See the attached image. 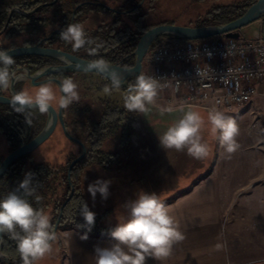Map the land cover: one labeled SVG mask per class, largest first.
Returning a JSON list of instances; mask_svg holds the SVG:
<instances>
[{"label":"crops","instance_id":"obj_1","mask_svg":"<svg viewBox=\"0 0 264 264\" xmlns=\"http://www.w3.org/2000/svg\"><path fill=\"white\" fill-rule=\"evenodd\" d=\"M242 32L249 38L264 35V20ZM169 100L167 94L159 96L151 107L168 118L175 114L181 118L186 111L194 110L207 121L209 110L217 109L236 119L239 150L228 159L207 123L202 136L211 152L202 160L188 156L186 151L161 148L158 137L173 123L158 119L159 126L122 127L123 137L129 134L132 141L126 149L115 152L120 153L117 163L111 169L92 165L81 174L83 196L90 210L104 225L115 226L120 206L135 198L138 190L156 192L164 202L206 175L166 205L187 238L174 246L166 260H149L148 264H264V94L255 96L250 105L231 111L211 104L187 107ZM97 179L112 181L108 201L101 210L99 194L91 203L86 197L87 184ZM81 236L76 230L58 232L55 244L60 248L59 264H96L94 248L112 243L110 239L91 237L81 240ZM218 242L226 244V249L214 251L213 245Z\"/></svg>","mask_w":264,"mask_h":264},{"label":"trees","instance_id":"obj_2","mask_svg":"<svg viewBox=\"0 0 264 264\" xmlns=\"http://www.w3.org/2000/svg\"><path fill=\"white\" fill-rule=\"evenodd\" d=\"M53 1L0 0V31L9 21L11 11L18 9L29 12L42 6L30 15H23L19 12L13 13L9 26L0 35V49L12 50L18 47L41 45L56 48L86 60L103 59L106 64H120L125 68H132L135 65L134 51L141 36L149 29L160 25H149L145 21L147 12L152 10L160 0H57L56 3L52 4ZM256 1L238 0L230 5L213 8L199 17L193 27L227 24L240 18ZM91 15L107 17V20L101 21L97 26L86 27L85 24ZM261 20H264V15ZM71 23L83 24L87 36L97 42H102L103 47L95 55L91 54L87 47L74 50L71 44L61 40L58 36L59 30ZM243 29L241 30V37H246L242 32ZM185 42L187 41L174 37H162L152 47L159 45L175 46ZM14 59L12 71L28 68L32 74L46 67L61 64L54 58L36 55L14 57ZM65 77H71L78 84L80 99L70 105L69 108L64 109V121L69 132L85 145L87 152L83 160L78 162L71 171V182L75 188V193L63 210L57 232L76 230L83 235L85 230L76 227L77 224L83 223L82 217L79 216V207L85 201L80 174L85 168L92 165L111 169L117 163L118 153H106L101 148L107 138L114 135L120 128L125 127L127 117L125 116L126 109L121 106H104L99 101L98 104L90 107L85 104L83 95L87 91H91L96 98L98 91L102 90L106 84L110 85L108 79L94 73H60L47 78H57L61 81ZM134 82L135 78L128 79L119 90L126 91L128 85ZM30 85V81L17 83V93ZM53 85L58 90V86L54 83ZM0 96H10L9 88L0 89ZM58 107L55 108L58 109ZM46 122L47 113L40 114L33 109L32 123L27 125L23 115L13 111L12 106L0 104V132L7 140L9 153L32 141L44 129ZM58 128L62 130L60 124ZM124 136L128 139L130 135L125 134ZM127 139L125 138V141L131 142L130 138V140ZM125 141L124 143H126ZM79 150L78 154H72L68 161L61 166L36 163L33 153L16 161L0 181V198L18 186L26 172L35 173L36 179L41 181V186L37 192L41 200L37 203L33 197L29 198L30 202L34 208H42L50 216V222L55 227L61 207L71 193L68 170L71 162L81 154L80 146ZM4 158L5 156L0 158V164ZM205 176L196 180L189 189L178 193L163 203L167 205L173 202L191 190ZM111 227L113 226L104 225L101 217L96 216L95 226L88 233V237L110 239L106 233ZM5 240L6 244L3 245L2 249L3 256L7 257L13 264L20 262L15 242L9 240L7 236H5Z\"/></svg>","mask_w":264,"mask_h":264},{"label":"clouds","instance_id":"obj_3","mask_svg":"<svg viewBox=\"0 0 264 264\" xmlns=\"http://www.w3.org/2000/svg\"><path fill=\"white\" fill-rule=\"evenodd\" d=\"M58 36L71 44L74 50L87 47L93 55L103 47L102 42L87 36L81 23L67 24L59 30ZM10 53L8 49H0V89H8L13 80L22 79L11 70L15 59ZM88 67L94 71H103L107 65L103 59H97ZM109 79L110 85L106 84L103 88L106 95H111L113 90H119L122 85L120 77L115 73ZM53 83L51 80L42 83L34 96L25 91L13 95V111L23 115L27 125L32 123L33 109L46 114L52 102L57 100ZM161 87L155 77L139 74L135 82L127 87L124 108L128 112L147 113L149 106L155 103ZM58 88L60 96L57 102L60 108L67 109L79 101L78 84L71 77L63 78ZM206 123L210 125L211 135L218 139L227 158L231 159L240 148L237 140L240 127L236 119L217 109L209 110L207 121L198 111H186L158 137L159 144L164 150L186 151L194 159H205L211 152L202 136ZM111 183V180L97 179L88 184L87 192L93 201L97 194L102 200H107ZM40 186L41 181L36 179V174L29 171L15 189L0 198V245L6 244L5 236L14 241L21 264H39L53 253L58 239L50 216L42 208H34L30 202L29 198L33 197L37 203L41 200L37 195ZM120 208L121 213L115 214V226L106 233L112 243L107 247L94 248L96 264H148L149 260L163 262L172 255L174 246L187 238L178 220L156 192L140 189L135 198L126 200ZM79 216L83 223L76 227L85 230L80 239L87 240L88 233L95 226L96 213L83 201L79 207ZM226 247V244L218 242L213 245V250L223 251Z\"/></svg>","mask_w":264,"mask_h":264},{"label":"built area","instance_id":"obj_4","mask_svg":"<svg viewBox=\"0 0 264 264\" xmlns=\"http://www.w3.org/2000/svg\"><path fill=\"white\" fill-rule=\"evenodd\" d=\"M141 74L162 85L158 96L187 107L231 111L264 94V35L232 39L218 36L150 48Z\"/></svg>","mask_w":264,"mask_h":264},{"label":"water","instance_id":"obj_5","mask_svg":"<svg viewBox=\"0 0 264 264\" xmlns=\"http://www.w3.org/2000/svg\"><path fill=\"white\" fill-rule=\"evenodd\" d=\"M57 0H54L52 4L56 3ZM42 6L36 7L29 12H23L18 9L11 11L9 14V21L14 12H19L23 15H30L39 10ZM264 15V0H257L252 6H250L247 11L238 19L231 21L227 24H217V25H208V26H180L174 24H160L145 32L134 51L135 56V65L132 68H125L120 64H106L107 67L103 71H94L88 67V65L92 62L90 60L83 59L71 53L50 47H43L41 45L37 46H29V47H18L10 50L11 55L14 57L21 56H43L54 58L61 62L60 65L50 66L44 69L38 70L34 74L30 72L28 68H20L15 70V72L22 77L20 80H13L11 86L9 88L10 96H0V104L11 105L12 97L17 93L16 85L20 82L30 81L31 85L34 87L40 86L42 83L46 81H53L54 84L58 86L60 80L57 78H47L51 75H56L60 73H94L98 74L106 79H109L111 74H117L122 84L125 83L130 78H136L142 72L143 61L153 46V44L162 37H174L186 41H199L208 38L225 36L232 39H239L241 37V30L259 20ZM9 21L6 23L4 28L0 31V35L4 33V31L9 26ZM19 72V73H18ZM64 109L58 107L56 109L53 105H51L49 112L47 113V122L44 129L29 143L26 145L10 152L4 160L0 164V181L7 172V170L18 160L21 158L32 154L38 147H40L43 143H45L57 130L58 125L60 124L62 130L70 141L76 143L82 148L81 154L71 162L68 170V179L71 182V171L74 166L83 160L86 155V147L85 145L78 139H76L68 130L65 121H64ZM75 193V188L71 182V193L67 201L61 207V211L59 214V219L56 222L54 227L56 233L58 231V225L61 220V216L63 214V210L67 203L71 200ZM3 245H0V264H13L9 261V259L2 254ZM15 264H21V261Z\"/></svg>","mask_w":264,"mask_h":264},{"label":"rangeland","instance_id":"obj_6","mask_svg":"<svg viewBox=\"0 0 264 264\" xmlns=\"http://www.w3.org/2000/svg\"><path fill=\"white\" fill-rule=\"evenodd\" d=\"M235 1L238 0H160L152 10H149L147 12L145 21L149 25L167 23L180 26H194L196 20L199 17L205 15L211 9L220 6L230 5ZM103 20H107V17H103L100 15H91L85 25L86 27L97 26ZM99 82H101V80H99ZM38 88L39 86L34 87L30 85L26 87L23 91L27 92L29 95L34 96L35 93L38 91ZM53 89L56 93L57 100L53 101L52 105L54 107H57V101L59 98V88L57 90L56 86L53 85ZM97 95L98 96L95 98L94 93H92L91 91H87L83 95V100L85 104L90 107L91 105L98 104L99 101L100 104H103L104 106L109 105L124 107V96L126 95V91L113 90L111 95H106L102 89L97 92ZM259 95H261L260 88H258V96ZM125 116L127 117V120L125 121L127 124L125 125V127L129 128L159 126L161 124L158 122V119H161L162 121H165L166 124L171 125V123H175L180 118L178 114L170 115L172 116L170 118H168V116H162L151 106H149V111L147 113L128 112L126 110ZM125 138L127 139V137ZM125 138L122 134V128H120L117 132L114 133V135L110 136L103 142L101 150L106 153H115L117 150L126 149L131 142L128 143L127 141H125ZM129 138L132 141L131 135L128 136L127 140H130ZM124 141L126 143H124ZM79 151V146L76 143L67 139L64 132L58 128L45 143H43L33 152V157L34 162L36 163H46L55 166H61L68 161L72 154H78ZM8 154L9 146L7 140L2 134V132H0V158L2 156L6 157ZM119 154L120 153L118 152V155ZM84 177L86 180V175H84ZM87 181L88 180H86V182ZM89 182L92 183L91 180ZM86 197L91 203L92 199L87 191ZM107 201L108 200H100V204H98L100 210L102 206L106 204ZM59 253V246L54 244L52 256L50 258L46 257L44 260L40 261L39 264H59Z\"/></svg>","mask_w":264,"mask_h":264}]
</instances>
